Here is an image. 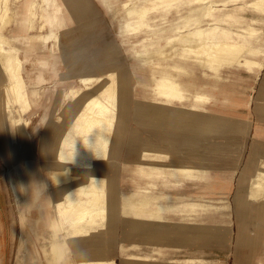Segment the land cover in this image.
Wrapping results in <instances>:
<instances>
[{
    "label": "rangeland",
    "instance_id": "obj_1",
    "mask_svg": "<svg viewBox=\"0 0 264 264\" xmlns=\"http://www.w3.org/2000/svg\"><path fill=\"white\" fill-rule=\"evenodd\" d=\"M125 1L112 5L108 0H66V6L74 5L75 13L58 48L53 51L50 41L49 47L36 46L27 53L26 78L27 70L33 69L32 60L38 64L44 51L60 55L56 59L63 76L58 92L53 69L45 68L46 87L34 114L14 108L16 100L10 88L11 94H5L12 70H6L0 58V264H51L46 247L55 239L62 240V236H50L49 225L39 218L45 208L35 206L34 198L24 189L17 151L21 139L15 145L13 139L14 132L21 137L23 132L16 119L24 113L25 118L31 117L33 147L38 154L45 129L40 121L45 109L42 103L55 105L61 95L63 105L70 107L81 98L74 107L80 110L88 91L80 76L102 77V81L89 84L98 93L108 80L107 71L114 69L124 87L118 93L119 118L108 159L99 164L114 202L101 220L102 231L70 239L71 251L60 264H79L75 251L91 244L108 247L110 263L106 264H264V190L257 196L260 200L250 201L256 173L244 181L247 186L238 188L247 165L257 168L264 159V10L251 4L256 0H211L215 10L208 16L206 2L132 0L151 3L145 24L133 17L129 20L133 30L129 31L123 18ZM187 21L193 25L184 27V33L201 25L213 36L250 46L227 52L233 59L227 57V61L223 54L210 60L203 51L190 50L189 36L171 43L162 41L180 34V26ZM16 43L24 56L28 42ZM251 46L260 52L251 54ZM72 49L78 52L75 57L65 58L63 53ZM239 55L259 63L244 65ZM188 57L194 65L192 73L178 72L195 83L196 101L190 97L188 102L197 105L201 115L204 111L218 114H213V119L198 118L206 130L155 119V107L161 101L155 90L159 70L173 71L174 64L186 66ZM87 63L95 68L87 69ZM72 88L81 91L73 95ZM74 114L69 111L67 123L73 121ZM144 147L147 156L159 155V163L165 164L161 171L146 173L150 166L143 164ZM189 153H196L199 159L187 157ZM178 163L194 165L195 170L175 171ZM52 190L56 192L54 187ZM145 195L152 198L143 206L141 197ZM186 203H195V207L190 210ZM145 209L157 211L151 215L140 211Z\"/></svg>",
    "mask_w": 264,
    "mask_h": 264
},
{
    "label": "crops",
    "instance_id": "obj_2",
    "mask_svg": "<svg viewBox=\"0 0 264 264\" xmlns=\"http://www.w3.org/2000/svg\"><path fill=\"white\" fill-rule=\"evenodd\" d=\"M19 5L17 2H19ZM35 0H13L12 3V9L14 13V19L11 23V26L6 28L7 35L10 37V44L12 47H15L19 50L20 54L22 55L21 48L17 45V41L19 40H26L28 42V45L24 46V56H22V74L23 71L26 70V63L29 60L28 51H30L32 48L36 50V46L41 49L43 47L44 49L49 47L48 43L50 41H53L52 44V50L55 51L59 44H60V36L63 33H68V20L71 19V16L75 13L74 11V5L69 4L70 6H66V0H42L43 4L40 7L39 14L43 15V20L45 23V28L43 30H36L31 29L32 22H31V14H33V5ZM105 3L106 0H104ZM108 2L112 5H117L118 2H112L108 0ZM205 2H209L212 6L211 0H206ZM205 2H198V3H205ZM254 6L260 7L264 10V0H256L251 3ZM35 9V8H34ZM123 9V8H122ZM214 6L212 10L208 11V16H212V13L214 11ZM79 13V12H78ZM82 14V13H81ZM123 18L125 20V27L126 29L133 30V25L129 22L131 20V17L128 16V14L123 10ZM147 16L142 19V21L139 23L141 25L145 24L144 22L147 20ZM187 25L184 27L189 28L191 25H193V21H187ZM211 25L214 23H210ZM183 27V28H184ZM183 28L179 29L182 30ZM204 28V27H203ZM184 30V29H183ZM186 30V29H185ZM192 31L189 30L188 32ZM204 36H212L214 39L223 40V41H231L232 39L228 38H222V37H216L212 34L206 32V29L204 30ZM206 43H209V41H206ZM204 42V44L196 45L195 42H192L189 40L187 42V45L189 46L190 50L196 51V47L199 48L200 51H203L206 55V59L215 60L220 59L219 57L213 58L212 55L209 53H206V46L207 44ZM240 42V41H239ZM239 46L242 48L246 46H250L249 43L246 42H240ZM251 48L254 49V51L251 52V54H257L260 52V49L256 46H251ZM81 50V49H80ZM28 53V54H27ZM77 50H71L68 52V54H64L63 56L67 57H75L77 54ZM60 55H56L54 52L52 53H45L43 52L42 58L38 60V64L32 60L34 66L33 69L27 70V78H25V89L27 93L31 97L36 98V102L33 103L27 111H32L34 113L37 112L38 109H36V106H39L40 101L42 100V90L45 89V82L47 80L45 75V68H48L50 66L53 69L55 84L54 86H57L58 92L60 90L58 89V86H60L61 81L63 79L61 69L59 68V61L56 59ZM70 57V58H71ZM185 57V56H184ZM225 57V56H223ZM229 57V56H228ZM243 59L244 65L246 63H251L249 66H253L258 64V60L250 58L248 56H241L239 55L238 59ZM225 59L228 61L227 57ZM2 62V60H1ZM94 62V61H93ZM92 62V63H93ZM187 65H181L183 69H175L173 71L170 70H164L163 68L159 70V75L156 77V87L155 90L157 91V94L160 95L161 101L159 102L160 105L155 107V119L159 120L160 122L177 125V126H186L189 125L192 130L197 131V129L206 130V124L201 123L198 121V118H210L213 119L212 115L217 113H211L208 111H204L203 114L197 112L198 108L197 105H195L192 102H188L189 98H194L196 101V92L195 89V83L191 81V78H187L186 80L178 74L179 71H183L185 73H192L194 69V65H190L189 57L186 61ZM247 65V64H246ZM41 69H39V67ZM87 69L93 70L95 66H92L90 63H87L86 65ZM37 70V71H36ZM188 71V72H187ZM35 72V73H34ZM111 72L114 73L113 78L117 82V97H116V120L119 118V98L118 93L119 89L121 87H124L122 85V80H119L117 74V70H108L107 71V77L108 80L102 85L99 92L94 91V86H89V84H95L96 82H100L103 80L102 77L96 76V75H82L80 76V80L82 78L86 79H92L88 81V86H85L88 88V91L85 92L87 97L83 101V106L80 108V110L74 109L76 105L79 104L81 101V98H76L72 105L64 106L61 100L62 96L60 95V98L58 97L56 99L55 105H52L50 103H42V106H44V113L40 117L41 126H45V129L43 132H41L39 144H38V154L33 147V137L34 132L30 130V128L23 132L21 141H20V148L17 149L19 152V158L22 160V169H21V176L22 181L24 183V189L28 191L31 198L34 200L33 204L35 206H38L39 204L43 205L45 208L44 214H40L39 218H43V222L49 225L50 230V236L53 235H59L62 236V240L55 239L51 242L50 247H46V253L48 254L49 261L51 264H60V262L66 257L68 253L71 251L70 247V239L76 238L77 240H80L84 236H91L95 232H100L104 228V223L101 222L103 217L107 216L108 211L110 210V202H114V198H109L108 191L111 187H109V183L107 181V176L103 174L100 171L99 164L103 162L104 159H108V155L110 152V142L114 133V125L112 126L111 134L108 139V145L106 149L104 150L103 154L100 156H97L93 159L92 165L90 166H74L73 171L75 173V178L73 179H65L59 183L56 182L58 175H65V167L62 165L61 161L59 160L60 157V148H61V140L63 135L73 126L76 116L79 111H81L84 107V104L86 100L90 96L98 95L102 90L105 89V87L111 82ZM19 72H15L12 69V80L10 82V85L12 83H15L19 79ZM168 77V79L171 82H164L163 79ZM83 83V82H82ZM171 83H176L178 86H174ZM9 87L6 88L5 94H11L13 93V98L15 99V94L13 91V88ZM85 85V84H84ZM10 88V91H9ZM81 88H79V91L76 93L77 95ZM121 91V90H120ZM187 91V92H186ZM75 94V95H76ZM192 94V95H191ZM191 95V96H190ZM64 96V95H63ZM16 100V99H15ZM17 101V100H16ZM15 101V102H16ZM14 102V108L18 110H22L20 107V104L17 102ZM71 104V103H70ZM18 105V106H17ZM41 105V104H40ZM17 106V107H16ZM75 111L74 119L71 123H67V117L69 115V111ZM57 111V112H56ZM199 113V114H198ZM25 116V113L23 114ZM193 139L195 137L193 136ZM195 141V140H193ZM147 151V148L144 147V151L142 154V159H144L143 164L147 163L148 166H150L147 170V174L151 173L154 169L155 170H162L164 168L163 166L165 164L159 163V155L156 154V156H147L145 153ZM157 152H161L157 150ZM187 157L191 158H198L196 153H189L186 155ZM261 166L253 169V166L251 163L247 165V169L243 170L241 172V176L239 177L238 182V188L240 189L246 185L247 183H244V181L248 180L250 178V173H256L258 177L261 174V171L263 169L262 162ZM175 171H187L190 173V171H194V165L190 164H184V163H178L174 167ZM152 170V171H151ZM145 172V171H144ZM94 177V178H93ZM101 177L102 179V185L97 182L96 178ZM254 177L253 180L256 178ZM90 183L94 184L97 188L103 189L104 193L102 196L103 203L102 205L106 209V213L104 215H97L96 210L93 211L92 217L89 219L82 221L81 224L73 225V222H70L69 224L63 225V220L61 213L59 212V206L64 203V200L67 198L68 190L72 187L78 188L82 185H89ZM56 190L53 191L52 188ZM252 188V185H251ZM64 190V191H59ZM59 192V193H58ZM261 192H254L252 189L251 194V202L258 201V195ZM152 197H146L142 196L141 200L143 201V206H146L150 204V200ZM153 198H157V196H154ZM264 197H262V200ZM191 207L190 210H192L195 207V203H186L184 206ZM238 209L241 206V201H237ZM60 206V207H61ZM166 209V206L163 207ZM142 212H146L148 214H154L156 211L151 209H145L140 210ZM48 212H50L48 214ZM104 217V218H105ZM190 220L188 221V223ZM78 223V222H76ZM66 249L63 251L61 256L58 255V249L64 248ZM106 250H108V247L106 245H97V244H91L87 245L83 248H79L75 251L76 257L79 260V264H106L110 263L109 258L107 256Z\"/></svg>",
    "mask_w": 264,
    "mask_h": 264
},
{
    "label": "bare ground",
    "instance_id": "obj_3",
    "mask_svg": "<svg viewBox=\"0 0 264 264\" xmlns=\"http://www.w3.org/2000/svg\"><path fill=\"white\" fill-rule=\"evenodd\" d=\"M110 1L118 2L119 4L120 0ZM164 1H170V3H174L177 0ZM194 1L198 3L205 2L206 0ZM12 3L13 0H0V58L6 70L11 71L13 69L15 72L20 73L19 79L15 83H12L10 87L13 88L15 99L20 104L22 111H27L29 107L36 102V98L34 96L31 97L25 89V78L21 69L23 58L19 50L11 46L10 37L7 35L6 28L9 26V24L11 26V23L14 19ZM149 3L151 2L142 1L140 3L139 1L134 2L132 0H127L122 3V8L128 14V16L131 18L134 17L135 21L140 23L149 12ZM206 3H208L207 10H212L213 6L209 2ZM42 4V0H35L34 2L33 7L35 9L33 8V14H31V29L43 30L45 28L43 15L39 14ZM184 25L186 26L187 24L185 23ZM183 27L180 26V29ZM192 28V31L185 33L184 30H180V34L170 35L164 38L162 41L171 43L174 40H180L183 39V37L189 36L190 39H188V37V41L191 40L198 46L200 44H204V39H206V41H209V43L205 42L207 44L205 48L206 53H210L213 58L219 57L220 54L228 57L227 55L231 53L232 50L234 51V49L241 48L239 46L240 42L236 40L223 41L214 39L212 36H206L205 38V28H203L201 25H196ZM185 41L187 40L185 39ZM197 50H199L198 47H196V51ZM227 52L229 53L227 54ZM246 64L251 65V63ZM173 68L179 70L183 69L180 64H174ZM113 76L114 73L111 72V82L105 87L104 90H102L98 95L90 96L86 100L83 109L78 112L73 126L63 135L61 140L59 160L65 167V175H58L56 179L57 183L65 179L75 178L76 175L73 171L74 166L92 165L93 159L103 154L104 150L106 149L108 145V139L112 132L111 128L116 120L115 113L117 82ZM90 80L92 79H81L85 86H88V81ZM163 81L171 82L168 77L164 78ZM171 84L178 86L176 83ZM78 91L79 88H72L70 93L75 95ZM66 94L67 91L64 93V97ZM6 101H8L7 98ZM30 123L31 117L25 118L24 115H20V117L16 119V124L18 125V128H22V132H26L30 128ZM21 138L22 137L20 134L14 132V145L17 144ZM262 166L263 169L261 174L252 182V189L254 192H262L264 190V161L262 162ZM95 178L98 183H102L101 177ZM103 193V189L97 188L92 183L87 186L82 185L78 188L71 186V188L68 190L66 200H64L62 206L60 205L61 207L59 206V212L62 216L63 225L69 224L70 222H73V225L81 224L82 221L92 217L94 210H96L95 212L97 215H104L106 213V209L102 205ZM65 249L66 247L58 249L59 257Z\"/></svg>",
    "mask_w": 264,
    "mask_h": 264
}]
</instances>
